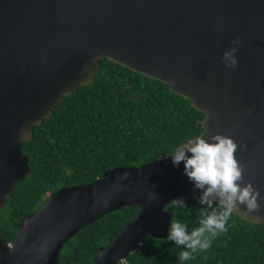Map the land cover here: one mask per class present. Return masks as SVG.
Returning a JSON list of instances; mask_svg holds the SVG:
<instances>
[{
	"label": "water",
	"instance_id": "1",
	"mask_svg": "<svg viewBox=\"0 0 264 264\" xmlns=\"http://www.w3.org/2000/svg\"><path fill=\"white\" fill-rule=\"evenodd\" d=\"M236 37L237 66L229 68L222 55ZM103 58L190 100L204 113L197 135L231 136L244 181L264 196V0H0V208L29 174L22 144L33 126L92 82ZM201 191L170 154L113 167L92 182L51 192L22 218L11 242L0 231V264H58L80 228L134 206L132 219L93 255L95 264H118L144 236L168 235L171 214L164 207L171 200L200 204ZM233 214L264 224V201L259 213Z\"/></svg>",
	"mask_w": 264,
	"mask_h": 264
},
{
	"label": "trees",
	"instance_id": "2",
	"mask_svg": "<svg viewBox=\"0 0 264 264\" xmlns=\"http://www.w3.org/2000/svg\"><path fill=\"white\" fill-rule=\"evenodd\" d=\"M203 116L167 83L101 59L94 80L65 95L48 118L33 126L31 140L22 144L30 171L0 208L6 242L12 241L22 218L34 213L51 192L92 182L116 166H139L167 156L201 132ZM182 199L187 208L171 201L164 208L171 220L185 223L191 232L199 226L205 206L191 197ZM137 211L123 206L84 225L64 243L58 264H95L94 253L112 242ZM225 227L209 249L197 251L190 260L179 259L187 249L168 235H146L118 264H264V224L232 214Z\"/></svg>",
	"mask_w": 264,
	"mask_h": 264
},
{
	"label": "clouds",
	"instance_id": "3",
	"mask_svg": "<svg viewBox=\"0 0 264 264\" xmlns=\"http://www.w3.org/2000/svg\"><path fill=\"white\" fill-rule=\"evenodd\" d=\"M239 43L241 40L236 37L232 41L233 46L224 51L222 60L226 67L237 66L234 54L238 51L236 45ZM237 147L231 136L217 132L207 139L201 134L196 135L180 143L170 154L173 165L183 162L184 172L194 182V188L202 190L198 199L205 206L200 209L199 226L191 232L185 223L175 219L170 221L167 239L187 249L180 252L181 261L192 259L197 251L209 249L212 239L226 230V223L234 212L252 214L261 210L264 196L250 181H244V166L235 157ZM128 175V172H124L122 177L127 178ZM152 198L158 199V194L152 193ZM171 202L176 207L187 208L182 198ZM105 255V251L97 253L100 260Z\"/></svg>",
	"mask_w": 264,
	"mask_h": 264
}]
</instances>
